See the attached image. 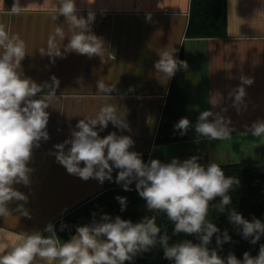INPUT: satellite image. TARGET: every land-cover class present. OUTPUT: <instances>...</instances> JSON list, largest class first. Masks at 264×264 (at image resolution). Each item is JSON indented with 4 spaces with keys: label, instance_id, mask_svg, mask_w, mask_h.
Segmentation results:
<instances>
[{
    "label": "crops",
    "instance_id": "1",
    "mask_svg": "<svg viewBox=\"0 0 264 264\" xmlns=\"http://www.w3.org/2000/svg\"><path fill=\"white\" fill-rule=\"evenodd\" d=\"M16 2L0 0V24L26 43V56L18 73L37 83H51L54 75L60 85L58 99L50 102L47 109L49 139L33 148L28 165L33 169L31 183L14 185L28 196L25 207L31 219L15 211L23 202L10 203V214L0 217V240H16L33 231L43 233L48 223L54 225L104 190L106 181L101 185L96 179L84 181L68 174L53 153L54 145L78 130L75 126L80 119L95 117L105 105L116 107L117 115L126 120L130 131H121L109 123L100 136L112 131L131 136L135 143L130 150L147 152L146 163L151 159L168 163L173 158L183 161L197 156L205 166L209 162L264 165V137L244 134L246 126L264 119V0H227V36L220 38L185 37L190 0H76L78 15L86 18L89 10L95 12L91 31L104 42L102 54L92 57L66 47L72 31L58 13V0H18L24 9L14 15L10 11ZM57 26L62 27L65 38L57 37L62 57H56L53 63L40 50L46 51L48 37ZM173 49L175 57L181 54L189 66L184 71V115L191 124L186 140L156 145L155 135L172 78L156 72L154 63L161 52ZM242 75L254 82L245 86L246 108L242 106L238 113L228 93L239 85ZM98 80L116 85V91L98 92ZM205 110L221 112L231 120L234 131L230 139L197 137L194 125Z\"/></svg>",
    "mask_w": 264,
    "mask_h": 264
},
{
    "label": "clouds",
    "instance_id": "2",
    "mask_svg": "<svg viewBox=\"0 0 264 264\" xmlns=\"http://www.w3.org/2000/svg\"><path fill=\"white\" fill-rule=\"evenodd\" d=\"M58 5L59 15L65 18L72 31L66 47L79 55L100 56L104 42L91 31L95 12L89 10L86 18L78 15L76 0H58ZM23 9L17 0L10 12L18 15ZM57 37L61 40L65 38L60 26L49 35L46 51L40 50L42 55L52 58L53 63L56 57H62ZM26 47L19 34H10L6 26L0 24V48L3 49L0 54V217L8 216V205L16 201L23 203H18L15 211L31 219L25 207L28 196L14 185L28 186L31 183L33 169L28 165L33 148L39 147L41 140L49 139L46 131L49 122L47 109L50 102L58 99L56 91L60 82L53 75L51 83H37L18 73L17 69L26 56ZM175 52L176 49L161 52L154 63L156 72L168 79L178 71H187L189 67L186 61L175 57ZM253 82L252 78L242 75L239 85L228 93L232 107L238 113L242 106L246 108L245 86H251ZM97 91L109 94L116 91V85L109 86L98 80ZM37 94H40L39 98H36ZM109 123L121 131H130L126 120L117 115L116 107L105 105L95 117L80 119L75 126L78 130L73 131L69 139L54 145L56 161L68 174L84 181L96 179L101 185L106 180L113 181V170H119L115 176L116 184L121 185L124 191H131L130 186L135 182V190L146 201L147 209L165 213L174 224L173 236L181 233L195 236L199 243L185 239L170 244L171 237L166 232L161 234L155 216L133 223L108 214H102L97 220L93 213L92 223L77 226L76 234L67 241L61 242L51 222L43 229V233L49 235L33 231L20 236L0 253V264H126L157 244L163 250V257L173 264H264V244L255 257L247 251L242 259L232 252L222 257L218 249L230 243L232 237L227 229L221 232L215 223L207 219L210 203L217 197L220 198L219 203L214 207L222 214L232 203L228 193L233 185H239L237 178L226 176L217 163L201 164L197 156L183 161L173 158L168 163L151 159L145 163L141 153L130 150L135 143L131 136L118 135L116 131L100 136L99 133L107 129ZM231 123L221 112L205 110L199 113L194 131L199 138L227 140L234 131ZM190 124L187 117H182L174 125V130L184 136ZM244 134L264 137V119L246 126ZM68 145L70 147L66 151ZM116 200L121 205V212L125 211L127 197L117 196ZM227 217L242 238L251 244H257L264 236V223L260 219H245L236 210L230 211ZM66 227L62 223L60 231ZM214 236L217 247L210 248ZM4 247L0 245V248Z\"/></svg>",
    "mask_w": 264,
    "mask_h": 264
},
{
    "label": "trees",
    "instance_id": "3",
    "mask_svg": "<svg viewBox=\"0 0 264 264\" xmlns=\"http://www.w3.org/2000/svg\"><path fill=\"white\" fill-rule=\"evenodd\" d=\"M227 36V0H190L188 21L185 30L186 38H220ZM178 60H183L181 54ZM185 86L184 71H178L172 77L171 88L164 106L158 130L155 135V144L163 145L186 140V135L181 136L174 130V125L185 117ZM138 152V151H136ZM141 153V158L146 163L147 152ZM226 176L237 178L240 183L233 185L229 191L232 203L226 206L225 212L220 213L215 207L219 203V197L210 203L207 219L215 223L218 228L227 229L232 237L230 243L223 244L219 249V254L226 257L229 252L236 255L238 259L243 258L244 252H249L251 256L258 255L259 248L264 244V236L257 244L253 245L248 240L242 238L239 230L228 220V214L232 210L241 213L245 219L252 220L258 218L264 223V165L255 167H244L240 163H229L220 165ZM119 170H113V181L105 182L104 190L95 197L85 201L82 205L69 211L54 222V227L61 238L67 241L75 234L77 226H84L92 223L93 213L99 220L102 214H108L112 218L120 216L122 219L131 220L133 223L140 222L144 217H156V224L161 229V234L165 232L171 237L169 243H177L185 239H191L194 243H199L195 236H187L183 233L173 236L174 224L163 212L149 211L144 201L135 190V182L130 186L131 191H124L121 185L116 184L115 176ZM117 196L127 197V208L121 212V205L116 200ZM67 225L64 231H60L61 224ZM210 248H216L215 236ZM126 264H173V262L163 257V250L159 244L146 253L138 254L131 262Z\"/></svg>",
    "mask_w": 264,
    "mask_h": 264
},
{
    "label": "rangeland",
    "instance_id": "4",
    "mask_svg": "<svg viewBox=\"0 0 264 264\" xmlns=\"http://www.w3.org/2000/svg\"><path fill=\"white\" fill-rule=\"evenodd\" d=\"M13 241H15V240H12V239H1L0 240V245H4L5 247L4 248H0V253H2V252H4V251H6L7 250V246L8 245H10ZM41 264H42V262H41Z\"/></svg>",
    "mask_w": 264,
    "mask_h": 264
},
{
    "label": "built area",
    "instance_id": "5",
    "mask_svg": "<svg viewBox=\"0 0 264 264\" xmlns=\"http://www.w3.org/2000/svg\"><path fill=\"white\" fill-rule=\"evenodd\" d=\"M163 12H167V10H164Z\"/></svg>",
    "mask_w": 264,
    "mask_h": 264
}]
</instances>
